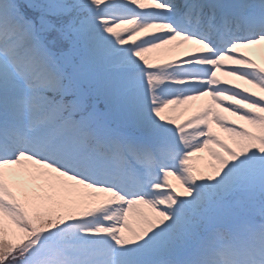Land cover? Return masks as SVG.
I'll return each instance as SVG.
<instances>
[{"label": "snow or ice", "instance_id": "1", "mask_svg": "<svg viewBox=\"0 0 264 264\" xmlns=\"http://www.w3.org/2000/svg\"><path fill=\"white\" fill-rule=\"evenodd\" d=\"M0 264H264V0H0Z\"/></svg>", "mask_w": 264, "mask_h": 264}, {"label": "bare ground", "instance_id": "2", "mask_svg": "<svg viewBox=\"0 0 264 264\" xmlns=\"http://www.w3.org/2000/svg\"><path fill=\"white\" fill-rule=\"evenodd\" d=\"M168 58H171L169 56H162L161 59H168ZM221 78V77H220ZM221 79H231V78H228V77H222ZM241 83V82H240ZM243 86V85H242ZM199 103L196 105V103ZM191 103V107L188 109V111L186 112H183V114H180L182 112V109L178 110V113L177 114H180L182 116H184V118H187L188 116H190L198 107H200V105L203 104V101H195V102H190ZM196 105V106H195Z\"/></svg>", "mask_w": 264, "mask_h": 264}, {"label": "rangeland", "instance_id": "3", "mask_svg": "<svg viewBox=\"0 0 264 264\" xmlns=\"http://www.w3.org/2000/svg\"><path fill=\"white\" fill-rule=\"evenodd\" d=\"M254 55H255V59L259 62V60H260V55H259L258 53H257V54H254ZM178 115H179L180 120H182V119L184 118V116H182V115H180V114H178ZM198 155H200V157H205V154H203V153L198 154ZM205 158H206V157H205ZM193 162H194V164L197 163V159H195V157H194ZM170 182H173V183H174V181H170Z\"/></svg>", "mask_w": 264, "mask_h": 264}]
</instances>
